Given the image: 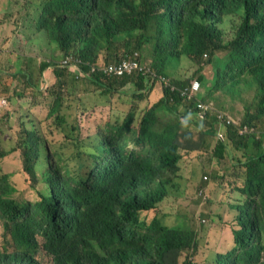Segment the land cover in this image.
Wrapping results in <instances>:
<instances>
[{
    "label": "trees",
    "instance_id": "16d2710c",
    "mask_svg": "<svg viewBox=\"0 0 264 264\" xmlns=\"http://www.w3.org/2000/svg\"><path fill=\"white\" fill-rule=\"evenodd\" d=\"M142 4L141 15L122 0L31 2L37 9L30 28L50 37L63 57L81 58L87 76L71 77L69 68L61 65L41 66L43 73L54 66L59 90H52L56 98L48 119L55 118L64 143L52 153L35 122L21 124L17 148L40 199H18L11 175L0 170V264H42L41 251L52 257L53 264H194L200 248L197 230L166 224V214L150 219L144 215L159 211L171 188L182 185L181 162L198 152L211 154L210 172L220 181H209L208 186L223 187L224 195L230 187L228 199L211 193L213 197L204 202L209 201L214 214L228 206L236 214L226 225L232 227L231 237L225 233L228 229L222 235L221 248L230 251L216 254L214 264H264V136L240 133L243 125L264 126V0H142ZM151 45L149 58L159 74L170 77V68H179L184 60L198 64L196 76L203 92L198 100L216 102L223 109V98L243 100L245 118L238 121L231 115L238 124L227 127V139H217L219 111H202L198 101L190 102L162 85L164 97L146 111L139 128L131 113L133 125L130 119L110 123L106 133L89 137L86 147L79 141L72 150L68 146L75 139L72 130L79 128L63 112L64 90L91 80L102 90L103 83L109 85L107 94L119 91L117 84L125 85L131 78L92 73V66L143 53ZM208 66L214 67L212 79L205 74ZM137 79L140 91L149 88L146 77ZM28 80L33 84L32 75ZM173 81L186 86L195 80ZM246 89L254 91L249 101L243 97ZM162 112L167 115L160 117ZM65 147L70 156L61 151ZM11 152L2 146L0 130V160ZM217 162L222 168H214ZM198 170L205 166L195 161L194 175ZM40 174L49 185L43 192ZM185 254L188 259L182 262Z\"/></svg>",
    "mask_w": 264,
    "mask_h": 264
},
{
    "label": "rangeland",
    "instance_id": "374dc122",
    "mask_svg": "<svg viewBox=\"0 0 264 264\" xmlns=\"http://www.w3.org/2000/svg\"><path fill=\"white\" fill-rule=\"evenodd\" d=\"M31 2L37 5L39 0H0L2 10L0 12V104L3 100L6 101L5 105H0V130L2 146L4 149L12 151L7 158L0 160V170L11 175L12 184L18 191L16 194L18 199L23 198V200L36 202L40 199L39 195L37 190L31 186L29 176L23 168L22 151L17 148L21 138V124L35 122L38 129L47 136L45 137L50 142L52 153L56 149L62 148L64 134L56 127L55 118L48 119V114L56 98L52 95V90L56 88L59 90L53 67L62 64L65 57L57 46L51 43L50 37L30 28L31 14L33 10L37 9L31 5ZM93 22L96 21L93 20ZM233 35L234 32L231 31L229 37L231 38ZM121 45L125 47L124 42H121ZM152 46L144 50L142 54L144 62H149ZM43 63H51L54 66L43 73L41 72ZM198 68V64L184 60L179 68H170V78L181 77L184 81L189 82L199 80L196 76ZM205 74L209 79H212L215 74L214 67L208 66ZM29 75L33 76V84H30L28 80ZM139 76L137 74L135 77L139 78ZM29 78L31 79V77ZM77 85L76 88L70 85L63 92V112L73 123L72 126L79 128L77 131L72 130L75 139L71 137L72 141L68 145L72 150L76 148L79 141H82L81 145L86 147L90 143L89 137H97L106 133L110 128V125L105 129L100 126L109 122L116 124L114 123L116 118L111 117L106 110L107 103L103 99L102 89L91 80H80ZM202 94L203 92L201 96ZM253 95V90L246 89L243 93V97L247 101L251 100ZM223 102L224 109L216 102H209V106L214 110L229 113L238 121L245 118L243 100L233 102L223 98ZM10 113H12L11 117H9ZM258 130L264 131V126L260 124ZM196 132L200 135L198 131ZM219 134L227 139L225 128L217 129V139L220 138ZM61 151L70 156V150L67 147ZM237 155L241 157L242 154L238 153ZM211 158V154L208 152H198L184 157L181 162L183 166L182 185L178 187L179 183H176L171 188L168 199L160 206L159 211L145 213V217L148 219L166 214L163 220L166 224L181 226V230L195 229L198 231L200 248L198 249L199 254L193 260L194 264H214L213 259L216 254L230 251L221 248L225 226L229 225L225 221L233 219L230 215L226 216L227 213L232 212L230 207L222 208L219 212L224 215V218H219L218 216L221 214L217 216L210 210L212 205L209 207V201L204 202L205 198L208 200L213 197L208 182L211 180L220 184V181L211 175ZM191 159L203 164L205 170H198L196 175H192L193 166L189 161ZM222 166V162L214 164L215 169L222 168ZM40 175L42 181L39 191L43 192L49 185L47 178ZM206 175L209 176V179L205 178ZM213 201L215 200L213 199ZM225 204L227 203L225 202ZM39 244L44 245L42 239ZM38 259L42 261V264L53 263L51 256L46 251H41ZM187 259V254H185L182 262Z\"/></svg>",
    "mask_w": 264,
    "mask_h": 264
},
{
    "label": "crops",
    "instance_id": "0c3cea01",
    "mask_svg": "<svg viewBox=\"0 0 264 264\" xmlns=\"http://www.w3.org/2000/svg\"><path fill=\"white\" fill-rule=\"evenodd\" d=\"M149 62L152 63L154 66V61L152 58H149ZM154 68L157 70V68L155 66H154ZM73 75H75V74H73ZM71 77H73V76L71 75ZM126 78H131V79L130 80L126 79L125 85L122 83H118L116 87L119 89V91H114L113 93H109V94H107L105 91L109 85H106L105 83H103L105 85L104 86L105 90H102L103 91L102 94L104 95L103 99L107 103V108H106L107 112L110 113L111 117L116 118L114 123L118 122L120 124H123L126 119H130V120H132V125H133L135 122V119L133 116H129L132 113V114L136 115L135 127L139 128L140 121L143 118V116L145 115L146 111L148 109L152 108L156 103L160 102L161 99L164 97V87L160 83H154L152 85V87H150L151 85L149 83H145L149 86V88H147L146 90L143 88L140 91V88L138 86V82H141L140 80H138L136 77H126ZM120 79H122V78H120ZM103 82H109V81L103 80ZM172 83L174 85H176L174 83V81ZM109 90H112V87H110ZM135 94H142V96L144 95L145 97L143 99H137V97L134 96ZM212 110L214 111L213 108H212ZM181 112L184 113L185 110L182 108ZM219 112H221V111H219ZM219 112H217V117L219 116ZM163 113H166V112H162L160 114V117H163ZM223 113H226V112H223ZM226 114L229 115V113H226ZM166 115H167V113H166ZM229 116H231V115H229ZM218 121H219V118H218ZM110 123H112V122L107 123L103 127H105V128L108 127L110 125ZM219 123H220L221 128H223L224 126L221 125L220 121H219ZM237 124H238V122L235 125H237ZM244 126H250L251 128H253L254 133H252V134H255L257 136L260 134V136H262V135L264 136V131H259L258 128L252 127L251 125H248V124L243 125V127ZM227 127L225 128L226 131L228 129ZM240 133H241V129H240ZM242 135H250V134H242ZM217 138H218V136H217ZM189 161L192 163V166H193L192 175H194L193 171L195 169V161L192 159ZM218 163H220V162H218ZM184 182H185V180H184ZM209 188H210V192L215 196L216 199H219V200L226 198L227 197V191L230 190V187H227L226 188V195H224V194H222V190L224 189L223 187H220V186L215 185V184H210ZM227 199H228V197H227ZM219 214H221L219 211L217 213H215V215H217V216ZM227 215L232 216L234 219L236 214L233 212H230V213H227L226 216ZM218 217L220 218V216H218ZM232 220L225 221V222L230 223ZM226 229H228V230L225 231V233L231 237V235H230L231 230L230 229H232V227H230V226L226 227L225 226V230Z\"/></svg>",
    "mask_w": 264,
    "mask_h": 264
},
{
    "label": "built area",
    "instance_id": "2783aa9c",
    "mask_svg": "<svg viewBox=\"0 0 264 264\" xmlns=\"http://www.w3.org/2000/svg\"><path fill=\"white\" fill-rule=\"evenodd\" d=\"M208 57V55H207ZM81 65H83V61L76 57V56H68L64 59L62 66L71 68L72 70H76L77 78L79 79L80 75L83 74L81 71ZM146 67H144L141 62L139 61V54H136V56L132 59L125 60L123 62H117L112 64H99L93 66L92 71L94 73H99L103 71L106 75L114 76V77H124L126 75H132L135 72H143ZM147 74H152L154 77H157V75L153 72H149ZM159 80L163 81V83L170 88L173 92L180 94L183 98L190 102H194L197 100L199 94L202 91V84L199 80L193 82L190 86L186 87H179L174 85L171 80L166 76H159ZM6 102L3 100L1 102V105H5ZM198 108L202 111H209L212 110V108L205 103V101L200 100L198 104ZM219 121L221 122V125L224 126L223 128H226L227 126L235 125L237 122L228 114L219 112ZM254 133V129L250 126H244L241 128V134H252ZM221 139H223L222 135L219 134Z\"/></svg>",
    "mask_w": 264,
    "mask_h": 264
},
{
    "label": "clouds",
    "instance_id": "9594fccd",
    "mask_svg": "<svg viewBox=\"0 0 264 264\" xmlns=\"http://www.w3.org/2000/svg\"><path fill=\"white\" fill-rule=\"evenodd\" d=\"M122 1H124V2H126L127 4H129V6L132 8V9H134L135 11H137L139 14H143V4H142V0H122ZM136 54H139V61L141 62V64L144 66V67H146L145 68V70L143 71V72H135L134 74H132V75H126V76H124V77H120V78H125V77H135L137 74L138 75H140L141 77H146L147 78V80H148V83L150 84V85H152V84H154V83H160L161 85H163V86H166L164 83H163V81H160L159 80V76H166V75H163V74H159L158 72H157V70L154 68V66H153V64L152 63H150V62H144L143 61V58H142V52H140V51H135V52H133V53H131V54H128V55H126V56H124V57H122L119 61H117V62H123V61H125V60H128V59H132V58H134L135 56H136ZM68 57V56H67ZM66 58V57H65ZM64 58V59H65ZM79 58V57H78ZM81 59V58H80ZM82 60V59H81ZM83 61V60H82ZM117 62H113V63H117ZM101 64H103V63H101ZM110 64H112V63H110ZM59 65H61L62 66V64H59ZM93 66H95V65H93ZM93 66H92V69H93ZM64 67V66H63ZM69 70L71 71V74L70 75H72L73 76V74H75L74 76L77 78V74H76V70L74 69V70H72L71 68H69ZM82 71V70H81ZM149 72H153V73H155L156 75H157V77H154L152 74H147V73H149ZM82 73H83V71H82ZM92 73H94L93 71H92ZM82 76H87L85 73H83V74H81L80 75V77H79V79L82 77ZM139 76V77H140ZM166 77H168V76H166ZM170 80H171V82H173V79L172 78H170V77H168ZM156 80V82H154V80ZM195 81H197V80H195ZM194 81V82H195ZM200 81V80H199ZM201 82V81H200ZM202 84V83H201ZM191 85V84H190ZM190 85H186V86H190ZM176 86H179V85H177L176 84ZM186 86H179V87H186ZM166 88H168L167 86H166ZM168 89H170V88H168ZM171 90V89H170ZM172 91V90H171ZM173 92V91H172ZM175 93V92H174ZM201 93H202V91H201ZM201 93L199 94V96L201 95ZM176 94H178V93H176ZM180 95V94H179ZM198 96V97H199ZM200 100H202L201 98L198 100V98H197V100L196 101H198V104H199V101ZM5 101V100H4ZM6 102V101H5ZM206 103V102H205ZM1 105V104H0ZM209 105V104H208ZM2 106V105H1ZM101 128H103V129H105V127H103V126H101ZM110 129V128H109ZM108 129V130H109ZM107 130V131H108ZM258 137V136H257ZM220 139H221V137H220ZM224 139V138H223ZM182 171H183V166H182ZM206 179H209V176L208 175H206V177H205ZM211 181V180H210ZM145 216V215H144ZM146 218V217H145ZM147 219V218H146ZM52 258V257H51ZM53 261V260H52ZM53 264V263H52Z\"/></svg>",
    "mask_w": 264,
    "mask_h": 264
}]
</instances>
